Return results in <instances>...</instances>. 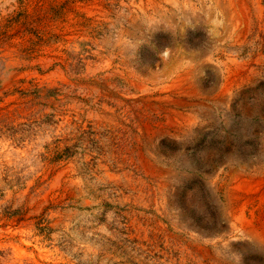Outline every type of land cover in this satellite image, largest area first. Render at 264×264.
Listing matches in <instances>:
<instances>
[{
	"label": "rangeland",
	"instance_id": "obj_1",
	"mask_svg": "<svg viewBox=\"0 0 264 264\" xmlns=\"http://www.w3.org/2000/svg\"><path fill=\"white\" fill-rule=\"evenodd\" d=\"M249 222L264 0H0V264H264Z\"/></svg>",
	"mask_w": 264,
	"mask_h": 264
},
{
	"label": "bare ground",
	"instance_id": "obj_2",
	"mask_svg": "<svg viewBox=\"0 0 264 264\" xmlns=\"http://www.w3.org/2000/svg\"><path fill=\"white\" fill-rule=\"evenodd\" d=\"M231 199V198H230ZM233 202V201H232ZM237 202V201H236ZM249 221V220H248ZM245 222V221H244ZM245 224V223H244ZM263 225V224H262ZM245 232L259 241L264 243V226H260L259 223L258 225L255 223H246L244 226ZM248 235V236H249ZM247 236V235H246ZM262 244V243H261Z\"/></svg>",
	"mask_w": 264,
	"mask_h": 264
}]
</instances>
